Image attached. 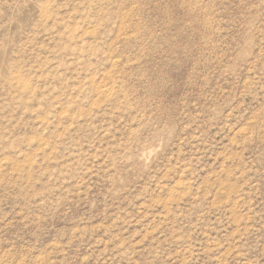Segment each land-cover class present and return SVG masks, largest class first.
Returning <instances> with one entry per match:
<instances>
[{"label": "rangeland", "instance_id": "1", "mask_svg": "<svg viewBox=\"0 0 264 264\" xmlns=\"http://www.w3.org/2000/svg\"><path fill=\"white\" fill-rule=\"evenodd\" d=\"M0 264H264V0H0Z\"/></svg>", "mask_w": 264, "mask_h": 264}]
</instances>
